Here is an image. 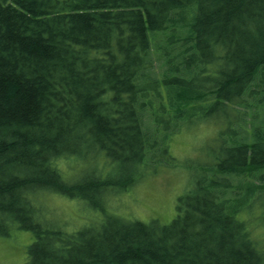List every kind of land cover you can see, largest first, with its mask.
I'll return each mask as SVG.
<instances>
[{"label":"trees","instance_id":"trees-1","mask_svg":"<svg viewBox=\"0 0 264 264\" xmlns=\"http://www.w3.org/2000/svg\"><path fill=\"white\" fill-rule=\"evenodd\" d=\"M202 124L203 156H174ZM167 167L189 174L169 222L109 209ZM55 193L102 219L46 224ZM14 226L25 264H264V0H0V235Z\"/></svg>","mask_w":264,"mask_h":264},{"label":"rangeland","instance_id":"rangeland-1","mask_svg":"<svg viewBox=\"0 0 264 264\" xmlns=\"http://www.w3.org/2000/svg\"><path fill=\"white\" fill-rule=\"evenodd\" d=\"M215 132V128L210 129L204 124L197 125L190 131L183 130L172 139L171 152L179 159L196 154L203 156L200 149H205ZM63 170L65 174L71 172L70 177H77L82 173L78 166L65 165ZM188 179L189 174L181 171V168H162L144 178L130 191L119 192L116 199L109 204V209L130 219L148 221L152 217H158L165 221L163 223L169 222L175 214L178 196L187 188ZM43 200L44 202H39L42 206V217L46 224L54 227L63 222L67 230L71 231L85 223L102 219L100 211L87 208L77 199L55 193L47 195ZM8 231L9 234L11 232L10 235H0V264H25L28 260L27 248L33 241V234L17 226L9 228Z\"/></svg>","mask_w":264,"mask_h":264}]
</instances>
